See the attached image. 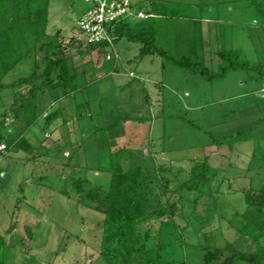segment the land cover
<instances>
[{
  "label": "rangeland",
  "instance_id": "obj_1",
  "mask_svg": "<svg viewBox=\"0 0 264 264\" xmlns=\"http://www.w3.org/2000/svg\"><path fill=\"white\" fill-rule=\"evenodd\" d=\"M222 1L212 17L230 19L210 25L219 43L214 49L256 68L229 69L208 80L156 53L140 57L142 44L125 36L115 41L114 61L105 59V50L88 51L76 26L86 4L49 0L47 38L6 74L0 89L6 264H115L99 253V224L110 184L109 150L119 147L125 149L122 166L138 165L148 176L136 190L142 212L172 206V213L167 208L166 216L146 221L147 248L160 244L161 261L264 264V0ZM155 9L170 15V30L179 23L187 29L177 20L190 11L184 0ZM143 20L138 28H154L155 44L170 56L186 55L210 73L227 64L220 55L195 53L184 44L187 32L175 39V31L166 36L167 28ZM58 46L75 74L74 92L45 85L46 92L31 94L44 81L40 76L11 85L34 70L41 75L45 56ZM117 118L116 127L104 128ZM195 164L203 172L200 185L187 190L180 184Z\"/></svg>",
  "mask_w": 264,
  "mask_h": 264
},
{
  "label": "trees",
  "instance_id": "obj_2",
  "mask_svg": "<svg viewBox=\"0 0 264 264\" xmlns=\"http://www.w3.org/2000/svg\"><path fill=\"white\" fill-rule=\"evenodd\" d=\"M49 0H0V89L6 86L3 78L9 71H12L17 64L29 53L35 51L37 45L47 38ZM138 21L135 23H124L115 28V40L125 36L128 40L140 42L139 56L145 53H156L169 59L173 65L191 69L199 73L202 77L212 80L224 77L229 69L249 68L253 69L247 62H239L237 55L233 52H220L221 59L227 61L220 67L218 73H210L208 68L199 62L191 61L186 55L179 58L170 56L155 44L153 30L146 31L138 28ZM103 44L100 46L88 45L87 50L97 49L103 51ZM67 58L62 49L45 56L44 68L41 75H37L35 70L28 78H19L12 86L22 83H30L36 77H43L44 81L39 86L33 87L30 93H44L45 85L50 88L64 89L67 93L77 89L75 74L70 71ZM264 73V71H263ZM54 74L56 77L51 78ZM38 89H40L38 91ZM64 95H66L64 93ZM122 119H131L122 116ZM132 119L144 121V117H132ZM120 119L117 118L105 129L112 130L117 126ZM125 149L119 147L109 150L110 184L105 193V206L102 209L103 220L100 222L102 235L100 240V254L115 259V264H178V260L168 262L161 261V245L157 249L149 250L147 241L149 236V226L147 217H164L167 215L166 206L155 209L148 214L142 212V205L139 201L140 195L136 192L139 186V179L145 181L148 176L142 173L140 167L127 165L122 166ZM199 165L195 164L190 171V176L180 185L187 190H198L200 179L203 175L199 171ZM264 191V185L260 187ZM262 195V193H261ZM246 202H251V197L246 194ZM171 208V209H170ZM168 208L172 213V206ZM169 222L176 227L174 221L169 216ZM146 223V224H144ZM145 225V227H143ZM10 246L6 237L0 233V264H6V254Z\"/></svg>",
  "mask_w": 264,
  "mask_h": 264
},
{
  "label": "crops",
  "instance_id": "obj_3",
  "mask_svg": "<svg viewBox=\"0 0 264 264\" xmlns=\"http://www.w3.org/2000/svg\"><path fill=\"white\" fill-rule=\"evenodd\" d=\"M179 1L181 0H133L132 2L134 5L137 4L138 5L137 7L148 15V17L144 19H153V21L151 22L152 26L154 24L155 27H159L158 29L160 30L162 29L160 27L167 28L168 29L167 33H166V30H163L166 33V36L169 33H171L172 30L175 31L174 32L175 39H177L179 34H181L180 36L186 37L188 33L187 42H185L184 44L192 47V50L195 53H201V52L205 53L204 57L207 56L208 54L210 55L216 54L217 56H219L218 55L219 51H217V49H214V44L218 45L219 43L217 41V37L214 33V30L212 31L210 30V25L212 23H215V20H217L216 22H218L224 19V22H228V19H230V18L225 19V17H222L223 16L222 13H221L222 14L221 17L219 16V17L214 18V16L216 15H213L212 17V13L214 12L213 7H215V5H218L219 0H184L186 2L187 8L190 11H188V14L183 15V16L177 15V20L179 22L186 23L188 25V26L186 25L187 29L185 28L179 29V27H181V24H182V23H179V24H176L175 27L170 30V26L168 25L169 24L168 18L170 15L156 13L155 4L159 2L163 4L177 3ZM222 2L227 3L226 0ZM229 2L230 3H228V5L231 4V1ZM232 10H233L232 6L229 7L227 14H230ZM143 21H144L143 19L139 20L140 23H142ZM232 25H234L233 21L231 22L230 29H232L231 27ZM181 31L187 32L186 35H183ZM153 33L155 37V43L158 44L156 41V30H154V28H153ZM47 34H48V31H47ZM162 42L164 43V41ZM212 42H213V47H212ZM223 43L225 42L223 41ZM159 48L166 51V49H163L160 45H159ZM175 48H177V45H175Z\"/></svg>",
  "mask_w": 264,
  "mask_h": 264
},
{
  "label": "built area",
  "instance_id": "obj_4",
  "mask_svg": "<svg viewBox=\"0 0 264 264\" xmlns=\"http://www.w3.org/2000/svg\"><path fill=\"white\" fill-rule=\"evenodd\" d=\"M86 9L76 21L81 39L87 46H100L106 51V60H116L118 55L114 47L117 26L133 20L147 18L148 15L136 7L131 0H82ZM71 7V5H70ZM5 144L0 143V151Z\"/></svg>",
  "mask_w": 264,
  "mask_h": 264
}]
</instances>
